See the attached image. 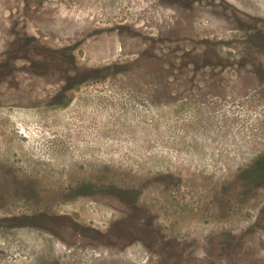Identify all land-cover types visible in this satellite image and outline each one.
Wrapping results in <instances>:
<instances>
[{
	"label": "rangeland",
	"instance_id": "rangeland-1",
	"mask_svg": "<svg viewBox=\"0 0 264 264\" xmlns=\"http://www.w3.org/2000/svg\"><path fill=\"white\" fill-rule=\"evenodd\" d=\"M14 171L0 264H264V0H0Z\"/></svg>",
	"mask_w": 264,
	"mask_h": 264
},
{
	"label": "flooded vegetation",
	"instance_id": "flooded-vegetation-1",
	"mask_svg": "<svg viewBox=\"0 0 264 264\" xmlns=\"http://www.w3.org/2000/svg\"><path fill=\"white\" fill-rule=\"evenodd\" d=\"M20 173L14 171V172H9V173H6L5 176L9 177V179H12L14 181H17V178H31V179H34V177H31L33 176V173H23L21 171H19ZM31 179H28V180H25V183H8L6 186H3L4 184L0 183V190H14L16 187H21L20 189H33V190H38V184H34V183H27L26 181H29ZM49 264V263H48ZM52 264H57V261H55L54 263L52 262Z\"/></svg>",
	"mask_w": 264,
	"mask_h": 264
}]
</instances>
